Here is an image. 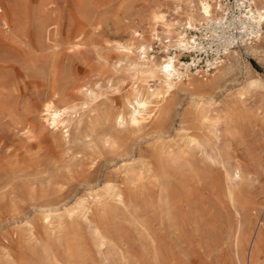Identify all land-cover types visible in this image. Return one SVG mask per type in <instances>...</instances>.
<instances>
[{
	"label": "rangeland",
	"instance_id": "rangeland-1",
	"mask_svg": "<svg viewBox=\"0 0 264 264\" xmlns=\"http://www.w3.org/2000/svg\"><path fill=\"white\" fill-rule=\"evenodd\" d=\"M23 1L0 0L21 25L0 42V264H247L264 225V40L220 87L152 99L135 126L116 45L128 24L151 45L136 14L152 0ZM49 100L67 132L44 120Z\"/></svg>",
	"mask_w": 264,
	"mask_h": 264
},
{
	"label": "bare ground",
	"instance_id": "bare-ground-1",
	"mask_svg": "<svg viewBox=\"0 0 264 264\" xmlns=\"http://www.w3.org/2000/svg\"><path fill=\"white\" fill-rule=\"evenodd\" d=\"M204 1L205 0H152L136 15L141 20L140 24H143L144 27L147 28L150 39L159 37L168 39L169 42L172 41L177 46L187 45L186 43H189V39L182 29L185 27L195 29L197 24L218 14L220 7L218 0H210V3L207 5ZM24 3H28V1L26 2L25 0ZM254 4L258 18L264 24V0H254ZM21 5L23 4L21 3ZM27 8H29V6ZM0 13H2V9H0ZM23 15L22 17L20 16V18H23ZM46 25L43 24L42 28L46 29L48 27ZM20 30L21 25L15 17L12 19V25H9L6 16L0 14V42L15 41ZM124 32L128 34L130 42H121L116 46L121 55L120 62L122 63V67L132 80V91L128 98V103L132 106L130 120L135 126L143 125L146 119L151 116L153 107H158L152 99H163L169 95H173L176 89L182 86H190L196 90L218 88L225 77L231 73V71L233 72L234 66L247 65L244 63V60H242L239 50L241 53L249 56L260 55L263 52L260 46L264 40V28L263 34L257 43L246 45L239 50L231 51L227 62L217 68L213 74L209 76L195 75L188 72L184 62L178 60L177 55L173 56L166 54L160 57L156 55H145L150 43L143 42V36L136 26L128 24L124 28ZM207 77H212V80ZM185 80L187 82L183 83ZM150 81L157 84L151 87L152 85L149 84ZM258 83L259 81L257 79L249 77L246 85L248 87H254ZM162 110V108H159L160 112H162ZM41 114L44 120L49 122L53 128L61 129L65 132L68 131L64 112L57 109L51 100L42 104ZM117 118L118 124H122L125 121V117L122 114H118ZM196 145L202 148L199 142H197ZM209 158L212 161L216 160L220 162L217 156L216 159H212V157ZM242 178L243 171L238 165H234L231 170L226 171V179L229 183V195H232V184L234 181H240ZM113 194L119 200H122V193L120 191H113ZM81 208L83 214H86L88 208L86 206H81ZM261 225L262 222L258 221L252 232L249 241V250H247V264L257 263L261 234L262 230H264V225L262 227ZM96 230L98 232L97 227Z\"/></svg>",
	"mask_w": 264,
	"mask_h": 264
},
{
	"label": "built area",
	"instance_id": "built-area-1",
	"mask_svg": "<svg viewBox=\"0 0 264 264\" xmlns=\"http://www.w3.org/2000/svg\"><path fill=\"white\" fill-rule=\"evenodd\" d=\"M205 4L210 0H205ZM218 14L184 28L187 45L177 46L168 39L154 38L145 55H178L191 74L209 76L225 64L231 51L255 44L263 34L254 0H218Z\"/></svg>",
	"mask_w": 264,
	"mask_h": 264
}]
</instances>
